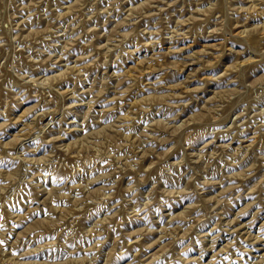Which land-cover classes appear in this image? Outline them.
<instances>
[{
	"label": "rangeland",
	"instance_id": "obj_1",
	"mask_svg": "<svg viewBox=\"0 0 264 264\" xmlns=\"http://www.w3.org/2000/svg\"><path fill=\"white\" fill-rule=\"evenodd\" d=\"M0 264H264V0H0Z\"/></svg>",
	"mask_w": 264,
	"mask_h": 264
}]
</instances>
